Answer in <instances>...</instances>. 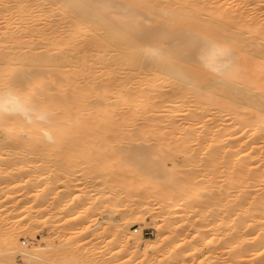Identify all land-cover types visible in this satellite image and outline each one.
I'll return each mask as SVG.
<instances>
[{
    "label": "bare ground",
    "instance_id": "bare-ground-1",
    "mask_svg": "<svg viewBox=\"0 0 264 264\" xmlns=\"http://www.w3.org/2000/svg\"><path fill=\"white\" fill-rule=\"evenodd\" d=\"M3 80L55 121L0 120V264L49 262L16 238L54 211L50 229L84 224L57 263L97 264L68 246L97 206L121 214L103 264H264V0H0ZM147 213L164 219L143 244Z\"/></svg>",
    "mask_w": 264,
    "mask_h": 264
},
{
    "label": "rangeland",
    "instance_id": "rangeland-1",
    "mask_svg": "<svg viewBox=\"0 0 264 264\" xmlns=\"http://www.w3.org/2000/svg\"><path fill=\"white\" fill-rule=\"evenodd\" d=\"M174 158H179V157H174ZM94 194L95 195H94L93 200H94V203H96L97 201H95V200H97L98 197H99L98 196L99 195L98 194V191H95ZM99 207L100 206H97L96 207L95 213H94V218H97V221L99 222L98 225L95 226V227H92V230L90 231L88 237H85L86 239H84V237H80L81 241L78 238H77V240H78L77 241L76 239L72 238L73 240L72 241L70 240L71 242L68 244V246H69V251L75 253L74 255H78V254L82 255L83 254L88 259L91 258L90 254H89L91 252V249H95L97 247L95 249V251L97 253H99V254H96L97 257L95 256L96 259H97V264H100L101 262H102L101 264H103V260L104 259H105V262H106V260L109 261L104 256H107V257H108V255L111 256V253H113V252H114L113 255H116L115 252L117 251L119 253L120 251H118L117 249H120V248L122 249L124 243H122L121 241H119L121 243H118V241H117V243H116V241H112V240H115L114 237H116V233H114V232H116V230L115 231L113 230V229H115L114 228V225H113V224H115V222H113V221L115 219H118L119 216L121 217V214L119 215V214H116L115 213V212L119 213L118 211L110 212L109 213V210L110 209H108V211H107V210H104L102 207H100L101 209ZM72 212H75V211H72ZM53 214H55V211L54 212H50V213L49 212H44V213L42 212L39 215L40 216L39 218L41 220H39L40 223L37 222L38 224L36 225V229H35L36 235H35V237L33 239H32V237L29 234H20L16 238L17 241H18V243H19V245H21V247H28V248L30 247V248H32V246H33L32 249H34L37 245L38 246H42V247L43 246L44 247H47L49 245V243H51V245L54 246V248H55L54 251L56 253L53 252L54 253V256L51 255V257L50 256L48 257V261L49 262H47V261L45 262V260H44V262H45L44 263V262H41V261H43V260H41L40 263L32 262L33 264H41V263L42 264L43 263L44 264H59V263H57L59 257H58V252L56 250L58 249V247L60 246V244L66 242L67 240L69 242V239L68 238H70V236H74V235L77 236L78 234L76 235V233L77 232H80V230L84 227V224L83 225H74V224H72V225H68V224L64 225L63 224L62 225L61 222L62 221H65L64 219H62V221H60L61 225H60L59 222H57L59 224H56L55 223L54 224V227L51 228V229H50V226H49V228L47 227V224L44 225V222H42L43 224L41 223L42 220L44 221L47 218H50L49 216H51ZM157 219H156L157 222L154 221L155 220L154 217L151 214L147 213L146 216H145V221H146L145 224L142 225V226H140L139 224H136V223L133 222L132 225L130 226V232H135V233L141 234L143 236V238H144L143 244H145L146 240H149V239H152V240H161V236L159 235L158 232H156L157 231L156 228H155L156 227L155 226L156 224H154V223L155 222L156 223H159V226H161L162 223H163V219L164 218L163 217L162 218H159L158 217ZM153 221H154V223H153ZM10 226H12V227H10ZM10 226L7 225V228L9 227L11 229L12 228L14 229V228L17 227V225L14 226V224L13 225H10ZM110 226H113V227H110ZM110 228H113V229H110ZM75 230L76 231L78 230V231L76 232ZM137 230H138V232H136ZM71 231H72V233L75 232V234L74 233L72 234ZM67 236H68V238H67ZM62 237H64V238H62ZM44 240H45L46 243L44 242ZM83 240L84 241L87 240L88 243H87V241L84 243ZM76 242L77 243L80 242V244L83 243V245L81 246V249H77L76 248V245H77ZM120 244H122V246ZM18 248L17 249H14L11 252L12 255L15 256V259H16L17 263L18 264H28L27 259H26V256L23 255L22 252H20V247H18ZM47 248H45V249H47ZM85 251H87V253ZM167 253L171 254L170 252H166L165 253L166 255L165 254L164 255H162V254L160 255V259H163V260L166 259L163 262L159 259L161 261V264L162 263L163 264H168V263H165L167 261V257L170 256V255H167ZM118 255H119L118 256V259H119V257L121 258L120 255H123L122 258H121L122 260L120 259V262H123V264H152L153 263L150 260L149 261L147 260L145 262L141 261V258H139L137 256H133L134 255L133 252H130V253H127L126 252V254L124 252L123 254L121 253V254H118ZM115 257L116 256H114L113 258H115ZM49 258H51V260H49ZM100 259H103V260H100ZM110 262H111V260H110ZM117 262H119V260ZM104 264H106V263H104ZM174 264H176V262Z\"/></svg>",
    "mask_w": 264,
    "mask_h": 264
},
{
    "label": "clouds",
    "instance_id": "clouds-1",
    "mask_svg": "<svg viewBox=\"0 0 264 264\" xmlns=\"http://www.w3.org/2000/svg\"><path fill=\"white\" fill-rule=\"evenodd\" d=\"M20 92L21 89L15 83L0 81V120L14 118L23 120L29 126L54 123L55 113L50 106L28 95H21ZM41 130L49 142L54 141V136L47 128Z\"/></svg>",
    "mask_w": 264,
    "mask_h": 264
},
{
    "label": "snow or ice",
    "instance_id": "snow-or-ice-1",
    "mask_svg": "<svg viewBox=\"0 0 264 264\" xmlns=\"http://www.w3.org/2000/svg\"><path fill=\"white\" fill-rule=\"evenodd\" d=\"M144 38L150 42L151 41H162V40L168 39V37H166L164 34L156 33V32L146 33ZM192 44H193V41H192L191 37L185 36V37H183L182 49H178L176 45H173L171 47V52L175 53L178 50L188 51L191 48Z\"/></svg>",
    "mask_w": 264,
    "mask_h": 264
}]
</instances>
